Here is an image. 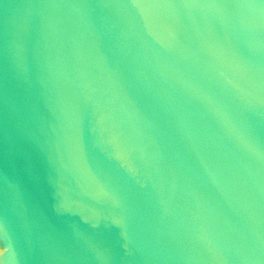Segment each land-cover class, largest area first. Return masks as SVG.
<instances>
[{"label": "water", "instance_id": "obj_1", "mask_svg": "<svg viewBox=\"0 0 264 264\" xmlns=\"http://www.w3.org/2000/svg\"><path fill=\"white\" fill-rule=\"evenodd\" d=\"M2 264H264V0H0Z\"/></svg>", "mask_w": 264, "mask_h": 264}, {"label": "bare ground", "instance_id": "obj_2", "mask_svg": "<svg viewBox=\"0 0 264 264\" xmlns=\"http://www.w3.org/2000/svg\"><path fill=\"white\" fill-rule=\"evenodd\" d=\"M2 256H3V253L1 254V251H0V264H2Z\"/></svg>", "mask_w": 264, "mask_h": 264}]
</instances>
